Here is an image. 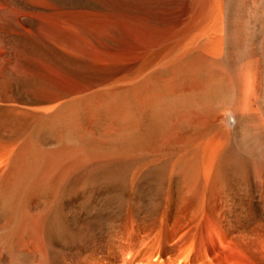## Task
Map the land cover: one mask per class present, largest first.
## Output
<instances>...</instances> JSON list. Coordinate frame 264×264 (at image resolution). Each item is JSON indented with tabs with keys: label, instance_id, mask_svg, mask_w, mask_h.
Returning a JSON list of instances; mask_svg holds the SVG:
<instances>
[{
	"label": "bare ground",
	"instance_id": "obj_1",
	"mask_svg": "<svg viewBox=\"0 0 264 264\" xmlns=\"http://www.w3.org/2000/svg\"><path fill=\"white\" fill-rule=\"evenodd\" d=\"M0 264H264V0H0Z\"/></svg>",
	"mask_w": 264,
	"mask_h": 264
},
{
	"label": "rangeland",
	"instance_id": "obj_2",
	"mask_svg": "<svg viewBox=\"0 0 264 264\" xmlns=\"http://www.w3.org/2000/svg\"><path fill=\"white\" fill-rule=\"evenodd\" d=\"M98 20L101 21L100 19H98ZM89 24H90V23H89ZM94 24H95L96 26H98L97 28H101V26H102V25H101V24H102V21L99 22V23H98V21H96V23H94ZM60 25H61V24H60ZM122 25H124V24L122 23V24H121V27H122ZM58 26H59V25H58ZM89 26H93V25H92V22H91V24H90ZM61 29H62V28H61ZM61 29H60V27H58V29H57V32H58V33L56 32L57 35H59V36H60L61 34H64V32H65V31H63V29H62V31H61ZM124 29H126V26H125V27H122L121 31L123 32ZM59 30L62 32L61 34L59 33V32H60ZM127 31H129L128 28H127ZM130 33H131V31L129 32L128 35L131 37V34H130ZM122 34H125V36H126V33H125V32H123ZM122 37H123V38H126V37H128V36L124 37V36L122 35L121 38H120V37L117 38V42H118V40H119V41H120V43L118 42L119 45H120L121 43H124V45L122 44V46H127L125 43H127L126 41H128L130 37H128V40H127V38H126V39H123ZM121 39H122V41H123V40H125V41H124V42H121ZM128 42H129V41H128ZM127 44H128V43H127ZM120 46H121V45H120ZM111 55H112L111 57H109V56L106 55V56L108 57V61L106 60L107 58H105V60H106L105 62H106V63H107V62H108V63L113 62V61H110V59L113 60L115 56H114L113 54H111ZM113 56H114V57H113ZM109 58H110V59H109ZM112 58H113V59H112ZM57 70H59L58 73L64 71V70L60 71V69H57ZM50 72H51V71H50ZM56 72H57V71H56ZM45 73L47 74V71H45L44 74H45ZM48 73H49V72H48ZM58 73H54L56 76H55L53 73H50V74H53L52 76H55V77H53V78H55L54 81L57 82V84H55V82L52 81L53 78H52V79L50 78V80H51V82H53L55 85H58V86L55 87V88H57V89H60V88H61V89H64V90H66V89H67V90H71V89L74 88V90H75L76 92H79L80 90L83 89V87L80 88V89L78 88V86L80 85V82H81L82 80H84V79H85L86 81H89V80H90V79L87 80L88 78H84V79H83L81 76H79V78L81 77V79H82V80H81V79H79L78 76H77V78L79 79L80 82H76L75 80L78 81V79L76 78V76H74L75 79L73 78V79H74V80H73V79H72L73 75H72V77L70 78V79H72V80H70V79H67L68 76H69V75H68V74H69L68 72H66L68 76L65 75L64 72L61 73V75H59ZM114 73H115V72H113V74H114ZM62 74H64L66 77H65L64 75H62ZM111 74H112V73H111ZM113 74H112V77H111L109 74H108L109 76H104V78H102V80H101L100 82L94 83L92 80H91V82H89L90 84L93 83V85H95V86H97V87L93 86L92 84L86 86V85L88 84V82H87V84H86V82L82 81V82H84L82 86H84V84H85V86H84V92H89V91L91 90L89 93H92V94H95V92L98 93V91L102 89V88H101V87L103 86L102 83H103V84H106V82H107L109 79H110V81H108V82H111V81L115 78V76H113ZM115 74H116V73H115ZM47 75H48L47 77H49V74H47ZM44 76H45V75H44ZM52 76L50 75V77H52ZM70 76H71V74H70ZM45 78H46V76H45ZM62 78H63V79H62ZM57 79H59V81H58ZM104 79H105V80H104ZM106 79H108V80H106ZM62 80H63V81H62ZM69 80H70V81H69ZM48 81H49V79H48ZM73 81H75V82L78 83L79 85L77 86V84H75V82L73 83ZM49 82H50V81H49ZM53 83H51V84H53ZM72 84H73V85H72ZM74 84H75L76 86H75ZM81 84H82V83H81ZM97 84H98V85H97ZM99 84H100V86H99ZM67 85H68V86H67ZM69 85H70V86H69ZM73 86H75V87H73ZM89 86H90V87L93 86L94 88L91 87V88H92V89H91ZM58 87H60V88H58ZM86 87H88V88H90V89L85 91V88H86ZM99 87H100V88H99ZM76 88L78 89V91H77ZM88 88H86V89H88ZM97 88H98V89H97ZM74 90H73V91H74ZM73 91H72V92H73ZM80 92H82V91H80ZM99 92H101V91H99ZM99 94H100V93H98L97 95L95 94L94 96L97 97ZM96 97H95V98H96ZM97 98H98V97H97Z\"/></svg>",
	"mask_w": 264,
	"mask_h": 264
}]
</instances>
